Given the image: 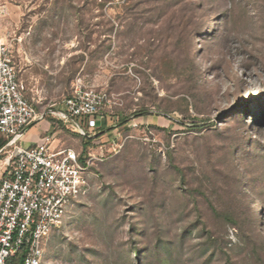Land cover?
Segmentation results:
<instances>
[{"label": "rangeland", "instance_id": "374dc122", "mask_svg": "<svg viewBox=\"0 0 264 264\" xmlns=\"http://www.w3.org/2000/svg\"><path fill=\"white\" fill-rule=\"evenodd\" d=\"M124 1L0 0L26 95L46 113L24 147L57 130L53 145L93 155L89 192L43 264H264V0H196L191 39L166 26L170 12L117 33ZM76 84L111 100L91 137L57 119Z\"/></svg>", "mask_w": 264, "mask_h": 264}, {"label": "built area", "instance_id": "2783aa9c", "mask_svg": "<svg viewBox=\"0 0 264 264\" xmlns=\"http://www.w3.org/2000/svg\"><path fill=\"white\" fill-rule=\"evenodd\" d=\"M110 104L106 92L76 84L57 113L59 125L91 137ZM44 117L26 95L12 45L0 30V154L8 167L0 182V264H43L50 235L90 189L91 153L53 145L55 133L21 145L25 129Z\"/></svg>", "mask_w": 264, "mask_h": 264}, {"label": "trees", "instance_id": "16d2710c", "mask_svg": "<svg viewBox=\"0 0 264 264\" xmlns=\"http://www.w3.org/2000/svg\"><path fill=\"white\" fill-rule=\"evenodd\" d=\"M121 8L124 13L121 18L125 23L120 25L117 33H124L133 27L146 30L148 28L147 25H143L144 27L140 26L139 21L141 19H152L155 15H161L163 13L169 14V12L171 14L167 18L166 24L169 29L174 30L180 28L186 36V39H191V37H194L200 31V27L197 24L199 4L196 0H125ZM176 71L177 69L168 67L162 73L148 74L141 72L146 78L155 77L160 80L165 76L176 74ZM142 108V110H147V107Z\"/></svg>", "mask_w": 264, "mask_h": 264}, {"label": "crops", "instance_id": "0c3cea01", "mask_svg": "<svg viewBox=\"0 0 264 264\" xmlns=\"http://www.w3.org/2000/svg\"><path fill=\"white\" fill-rule=\"evenodd\" d=\"M41 114H44L46 116V113H41ZM44 118H46V117H44ZM40 120L41 119L38 118L37 120H35L31 125H29L25 129L24 135L20 141V143L22 142L23 146H28V145L40 142L42 140V136L40 135L39 131L36 130L37 127H35L37 122ZM106 121L107 120L105 119V117H99L98 128L103 129L106 125ZM49 123L52 124L51 122H49ZM54 133H57V130ZM4 143H5L4 137L0 136V149L2 148ZM1 161H2V155L0 154V182H1L2 178L5 177L8 173V167L3 166V163H1Z\"/></svg>", "mask_w": 264, "mask_h": 264}]
</instances>
